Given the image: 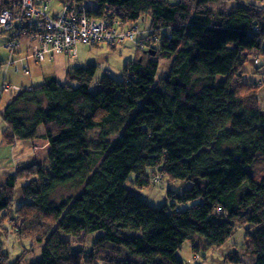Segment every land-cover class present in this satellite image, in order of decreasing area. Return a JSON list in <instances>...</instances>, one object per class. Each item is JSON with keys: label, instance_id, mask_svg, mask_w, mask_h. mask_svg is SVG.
<instances>
[{"label": "trees", "instance_id": "1", "mask_svg": "<svg viewBox=\"0 0 264 264\" xmlns=\"http://www.w3.org/2000/svg\"><path fill=\"white\" fill-rule=\"evenodd\" d=\"M58 1V11L83 7L89 17L114 21L117 31L148 15L149 28L143 29L158 36L160 47L148 44L124 64L119 80L108 72L98 80L97 66L77 60L65 82L46 74L39 84L10 94L2 113L7 143L45 140L49 164L47 171L32 163L5 173L2 239L14 234L36 242L41 257L33 264H185L177 254L184 243L195 254L215 247L200 244L198 232L230 217L235 233L244 228L245 243L227 259L245 264L243 255L249 264H264V172L247 170L258 161L264 169V110L258 84L241 73L253 55H264V0ZM17 2L0 0V12ZM49 2L32 0L53 14ZM35 29L33 23L30 32ZM162 29L168 33L160 35ZM19 40V50L32 51ZM78 44L122 45L76 40L71 53L49 50L35 62L76 58ZM159 61L167 62L160 77ZM163 177L191 185L182 193L169 189L158 208L133 190ZM68 185L82 186L101 213L77 240L57 225L67 202L53 196ZM22 259L13 261L0 244V264Z\"/></svg>", "mask_w": 264, "mask_h": 264}, {"label": "rangeland", "instance_id": "2", "mask_svg": "<svg viewBox=\"0 0 264 264\" xmlns=\"http://www.w3.org/2000/svg\"><path fill=\"white\" fill-rule=\"evenodd\" d=\"M167 1L169 3H176L178 0ZM49 4L52 6L53 14H55L57 8L61 6V2L58 0H50ZM138 23L141 28H149V16L146 15L145 18ZM0 33L2 34L0 35V61L3 63L0 69V89L3 79L6 84L27 88L39 84L42 81L43 75L50 73L55 74L60 81L65 82L67 70L61 65L62 59L65 61L64 64L67 63V60L71 63V69L77 67L75 66L77 60L82 61V64H93L97 66L96 79L98 80L105 72H108L112 77L119 80L122 78L124 64L132 61L137 54L134 45L135 41L133 43L127 42L122 45H117L115 49L107 45L93 47L78 44L76 47V58L55 56L51 60L47 59L42 63H36L32 52L30 50L28 51L26 46H21L20 51L10 57L14 60V65L8 66L7 64H9V62H5L9 57V52L5 48V37L6 35H10L11 32L0 29ZM166 33H168L167 29H162L160 31V35H165ZM153 47L158 49L160 43H158V41L154 42ZM159 62L158 72H160L158 76L160 77L167 70V62ZM25 67L28 73L25 72ZM243 67L245 68H242L241 73H247V80L252 79L258 84L257 87L261 91L258 104L259 108L264 110V76L256 74L255 72L264 67V55H253ZM9 101L10 94H2L0 98V180L2 181L4 180L3 177L5 173L7 175L15 171L18 167L29 166L34 163L47 171L49 164L47 157L48 145L45 140L36 139L27 143L17 140L14 144L7 143L5 139L2 111ZM97 133V131L94 132L91 137H94ZM21 148H24V152ZM247 170L250 174L255 175L264 172L261 161H258L253 167L249 166ZM131 177L134 178L133 175H130V178ZM190 185L191 182L189 181L170 182L166 177H163L160 184H153L152 182L148 187L142 189L133 188V190H135L136 194L151 207L158 208L165 204V197L169 189L170 191L173 190L182 193L183 189ZM53 197L58 202H67L66 210L63 212L57 225L65 231L64 235L69 239L77 240L80 236H83L87 228L91 226L93 215L101 214L96 199L92 195L91 197L87 196L82 191V186L68 185L61 187L56 191ZM19 204L20 201H16L13 210H15V207ZM219 221L220 223H214L210 226L207 225L208 230L205 232L200 231L197 235V240L200 241V244H203L204 241H208L210 245L215 247L199 250V254H195L192 252L191 245L186 242L182 248L178 250L177 254L185 264H233L226 256L231 251H241L245 243V230L244 228L237 227L235 233L233 221L230 217H222ZM5 225L10 226V223H6ZM232 232L234 233L230 236ZM31 241L33 242V240L29 238L19 239L14 234L2 239L0 234V244L3 246V249L6 252L8 251L9 255L13 257V261L23 254L21 264L36 263L41 257V248L36 242H33L36 245L32 248V251H30L32 247ZM241 260L245 264H249L250 262L249 258L243 255L241 256Z\"/></svg>", "mask_w": 264, "mask_h": 264}, {"label": "built area", "instance_id": "3", "mask_svg": "<svg viewBox=\"0 0 264 264\" xmlns=\"http://www.w3.org/2000/svg\"><path fill=\"white\" fill-rule=\"evenodd\" d=\"M34 23L35 31L30 32ZM125 31H117L115 22L106 19L97 20L89 17L83 7L63 5L55 14H50L47 6L35 7L32 0H21L13 3L0 12V26L4 31L11 32L10 41L5 48L13 55L20 47V37L30 44L33 57L42 60L49 50L57 53L69 52L76 40L86 43L107 42V44H121L134 40L140 28L127 21ZM148 39L139 40V44L147 43ZM13 65V61H8ZM25 70V69H24ZM26 72V70H25ZM17 86L3 84L0 95L10 91H17Z\"/></svg>", "mask_w": 264, "mask_h": 264}, {"label": "clouds", "instance_id": "4", "mask_svg": "<svg viewBox=\"0 0 264 264\" xmlns=\"http://www.w3.org/2000/svg\"><path fill=\"white\" fill-rule=\"evenodd\" d=\"M127 22V21H126ZM129 22H131L132 24H134V25H136L137 27H139L140 28V30H139V33L135 36V38H134V40H128V41H126L125 43H127V42H131V43H133L134 41H135V47H136V52H137V54L140 52V51H143L144 49H147V45L148 44H150V45H153L154 46V42H157V41H159V38H158V36L157 35H153V33L152 32H150V33H148V32H145L144 31V29L143 28H141V26H140V24H138V23H136V22H133V21H129ZM145 40V39H148V41H147V43H144L143 45H140L138 42H139V40ZM6 43V42H5ZM124 43V42H123ZM123 43H121V44H123ZM20 50H18V51H16L14 54H16V53H18ZM68 53V52H67ZM13 54V55H14ZM74 54L75 53H73L72 55L74 56ZM136 54V55H137ZM13 55H11L10 53H9V57L7 58V60L5 61V62H8V61H13V65H14V60L13 59H11L10 57L11 56H13ZM136 57V56H135ZM34 58V57H33ZM35 59V58H34ZM8 65V64H7ZM12 65V66H13ZM8 66H11V65H8ZM25 70H26V72H27V68L25 67ZM28 73V72H27ZM5 81H3V83H2V85L3 84H6V83H4ZM8 85H11V84H8ZM12 86V85H11ZM31 87V86H30ZM30 87H28L27 89H29ZM19 89L17 90V91H10V92H6V93H9V94H12V93H16V92H18L19 90H20V87H18ZM4 94V93H3ZM1 96L2 95H0V98H1ZM5 109V108H4ZM4 109H3V111H4ZM3 111H2V113H3ZM39 139V138H38Z\"/></svg>", "mask_w": 264, "mask_h": 264}, {"label": "crops", "instance_id": "5", "mask_svg": "<svg viewBox=\"0 0 264 264\" xmlns=\"http://www.w3.org/2000/svg\"><path fill=\"white\" fill-rule=\"evenodd\" d=\"M56 56H63V55H56ZM64 62H65V61L62 59L61 65L64 67L65 70H67V69L69 68V66L71 67V64H70V63H69V64H67V63L64 64ZM50 74H51V73H50ZM27 88H28V87H27ZM6 106H7V105H6ZM25 142L27 143V142H32V141H25ZM21 150H23V152H24V148H21ZM4 177H5V176H4ZM4 177H3V178H4ZM0 181H2V180H0Z\"/></svg>", "mask_w": 264, "mask_h": 264}]
</instances>
